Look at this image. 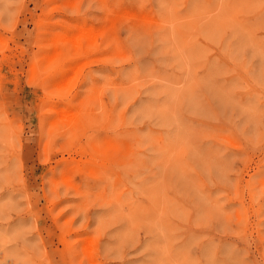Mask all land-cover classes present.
I'll use <instances>...</instances> for the list:
<instances>
[{
  "label": "rangeland",
  "instance_id": "rangeland-1",
  "mask_svg": "<svg viewBox=\"0 0 264 264\" xmlns=\"http://www.w3.org/2000/svg\"><path fill=\"white\" fill-rule=\"evenodd\" d=\"M0 264H264V0H0Z\"/></svg>",
  "mask_w": 264,
  "mask_h": 264
}]
</instances>
